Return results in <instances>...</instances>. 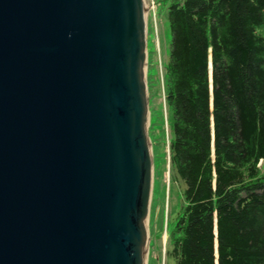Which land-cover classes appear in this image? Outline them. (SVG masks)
I'll return each mask as SVG.
<instances>
[{
	"label": "water",
	"instance_id": "95a60500",
	"mask_svg": "<svg viewBox=\"0 0 264 264\" xmlns=\"http://www.w3.org/2000/svg\"><path fill=\"white\" fill-rule=\"evenodd\" d=\"M144 0H0V264H146Z\"/></svg>",
	"mask_w": 264,
	"mask_h": 264
},
{
	"label": "trees",
	"instance_id": "16d2710c",
	"mask_svg": "<svg viewBox=\"0 0 264 264\" xmlns=\"http://www.w3.org/2000/svg\"><path fill=\"white\" fill-rule=\"evenodd\" d=\"M176 264H264V0H172Z\"/></svg>",
	"mask_w": 264,
	"mask_h": 264
},
{
	"label": "rangeland",
	"instance_id": "374dc122",
	"mask_svg": "<svg viewBox=\"0 0 264 264\" xmlns=\"http://www.w3.org/2000/svg\"><path fill=\"white\" fill-rule=\"evenodd\" d=\"M147 19L146 87L149 102L148 133L153 157L152 199L147 218L146 264H176L167 256L171 234L184 204L182 180L170 166L169 137L172 110L166 103L167 64L171 29L168 6L172 0H144ZM263 161L261 165H263Z\"/></svg>",
	"mask_w": 264,
	"mask_h": 264
}]
</instances>
